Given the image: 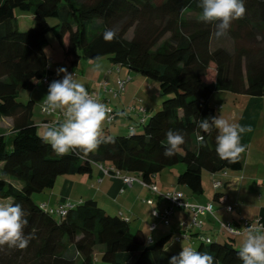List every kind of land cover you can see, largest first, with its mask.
<instances>
[{"label":"trees","instance_id":"16d2710c","mask_svg":"<svg viewBox=\"0 0 264 264\" xmlns=\"http://www.w3.org/2000/svg\"><path fill=\"white\" fill-rule=\"evenodd\" d=\"M198 5L199 0H0V121H12L10 133L0 132V199L23 206L25 233L34 237L23 250L0 248V264H169L179 255L181 249H170V237L149 241L130 220L109 214L94 199L60 216L33 195L52 190L62 177L91 175L94 166L157 186L166 169L183 165L177 184L197 196L203 194V172L243 170L241 154L234 162L221 159L217 130L205 133L198 123L216 116L209 103L217 92L264 98V0H245V16L228 31L232 50L213 49L215 27L200 20ZM27 14L34 26L20 31L18 18ZM50 19L61 22L52 27ZM54 29L72 67L107 57L119 69L156 81L165 98L162 110L127 132L109 133L102 138L108 142L88 156L78 150L56 154L33 120V99L19 101L22 91L42 87L48 76L45 48ZM106 29L117 30L118 38L105 41ZM170 129L180 131L185 143L168 158L163 153ZM233 238L200 240L193 249L212 255L215 264H242Z\"/></svg>","mask_w":264,"mask_h":264},{"label":"crops","instance_id":"0c3cea01","mask_svg":"<svg viewBox=\"0 0 264 264\" xmlns=\"http://www.w3.org/2000/svg\"><path fill=\"white\" fill-rule=\"evenodd\" d=\"M50 65L49 62L48 76L51 77L58 75L57 69L61 67L67 68L69 73L72 71L78 72L80 68V63L77 67H72L71 65L68 67L64 63L59 64L57 67ZM87 66L88 69L86 68L80 74L79 70V77L76 76V80L83 83L88 92L98 96L101 103L104 104H106V99L110 98V95L104 93L100 88V82L105 80L109 83L110 87L115 88L117 78L129 79L125 92L120 98L111 100L110 102L111 107L115 111V106L119 109L118 112L116 111L119 114V118L116 121L117 130H110L109 133H124L128 131V128L140 123L143 118L141 115L137 113H133L130 116L127 115V108L129 106L141 103L147 110L146 115H151L160 106L155 103L154 97L156 93L155 95L151 93L154 85L148 81L149 79H142L141 77L137 79L136 75H131L132 73L128 72V69H119L113 64L112 68L107 69L104 73L97 70V74L93 76L94 72L92 70L94 69H91L90 64ZM58 76L59 78H63L62 73ZM132 80L133 83H130ZM43 99H40L39 103L41 102L42 104ZM33 101L36 106V99H33ZM113 103L115 104L114 106H112ZM263 111L264 98L236 95L233 102V117L237 120L239 115L240 120L237 124L246 126L251 130L241 136V143L245 146V151L243 152V170L239 172L229 171L227 177L223 178L224 186L219 191L214 189L213 175L208 172L209 175H207L206 181L203 176V194L199 196L194 195L189 188L184 186L171 185L170 188L169 186L167 187L160 181L162 176L155 179L161 191H181L185 195V200L190 204L206 205L212 203L214 205V216L210 214L200 216V220L203 222L202 227H197L193 224V215L188 210H177L170 219L169 226H166L160 218H156L153 214L155 208L162 210L166 207V203L158 197H153L147 188H143L137 184L133 187L125 185L123 178L134 175L126 173L118 174L117 171H112L111 167H106L108 169L106 173L100 166H94L91 175L60 178L56 186L48 191L49 193L46 194L47 197L42 200L41 205H46L52 210H58L62 206L69 204L75 206L88 199H94L99 203L101 199L105 201V207H107L105 210L108 213L112 214L111 210L116 211V215H122L130 220L133 229L143 230L149 241H157L170 237V243L173 240H176V242L184 241L185 246L192 248H196V245L200 243L201 237L211 239L214 236L217 239H224L226 236H229L219 227L216 222V216L225 219L226 223L235 227H242L244 221H255L256 219H261L264 224V194L258 197L260 191L264 192V139L259 143L255 135V129L258 127V121L255 117L263 115ZM40 114L43 116L40 121L41 123H36L34 118L33 120L38 126L39 131L41 128L45 131L43 123L53 120V117L44 115L41 108ZM217 193H220L222 199H216ZM151 198L155 201V204L152 206L147 203V200ZM230 206L235 208L234 212L228 211V207ZM154 224L156 225V229L151 231L150 227ZM185 234L190 236V241L182 238ZM172 244H169L170 248H172ZM180 249L182 250V247Z\"/></svg>","mask_w":264,"mask_h":264},{"label":"clouds","instance_id":"9594fccd","mask_svg":"<svg viewBox=\"0 0 264 264\" xmlns=\"http://www.w3.org/2000/svg\"><path fill=\"white\" fill-rule=\"evenodd\" d=\"M202 11L200 20L213 24L217 38L227 35L233 21L242 19L246 14L245 0H199ZM118 38L115 29H106L105 41ZM100 67L99 64L96 65ZM62 79L52 81L43 99V111L51 114L61 111L64 120L58 126L45 125L41 137L58 155H66L78 150L83 156L94 152L100 144L108 142L102 139V128L112 109L94 99L85 85L78 82L67 68L57 69ZM35 82V78H34ZM198 127L205 133L215 128L216 153L223 160L234 162L245 151L241 136L251 129L236 123H230L222 116L201 119ZM203 140V136L199 137ZM165 157H173L185 143L180 131L168 130L166 133ZM211 207V205L209 206ZM27 212L20 203H0V248L26 249L34 238L26 234L29 224ZM244 239L238 251L242 264H264V226L250 224L243 233ZM169 264H215L214 257L207 252H200L189 246H182L179 255L172 256Z\"/></svg>","mask_w":264,"mask_h":264},{"label":"rangeland","instance_id":"374dc122","mask_svg":"<svg viewBox=\"0 0 264 264\" xmlns=\"http://www.w3.org/2000/svg\"><path fill=\"white\" fill-rule=\"evenodd\" d=\"M19 29L20 31H26L31 29L34 26V19L33 16L27 14V15H21L19 16ZM61 22V20L58 19H50L49 20V24L52 27H55L56 25H58ZM58 30L54 29L52 30L48 36H47V40H48V45L45 48L46 54L50 59V66H59V64L64 63L66 64L68 67H70V63L67 61V59L65 58V54H64V50L63 48L59 45L56 35H57ZM234 46V42L233 40L229 37L228 33L227 35L217 38L214 35L213 38V42H212V47L213 49L216 48H226L229 50H232ZM91 65V69L93 73V76L95 74H97V70L98 72L104 73L107 69L112 68V63L110 61L109 58L105 57L96 61H91V60H86V59H82L80 61V72H84L83 70H85L88 66L87 65ZM99 64L100 67L97 68L96 65ZM88 69V68H87ZM76 72V71H75ZM77 73V76L79 77V74ZM128 72L132 73L131 75H136L137 79H139L140 77L143 79L145 78L144 76L135 73L133 71L128 70ZM84 75V74H83ZM55 77H59L58 75H54ZM82 77V76H81ZM62 79V78H60ZM148 79V78H146ZM134 80V79H133ZM133 80L130 83H133ZM150 83H152V85H154V89L152 88V94L156 96L154 97L155 103L159 104L160 106L158 107V109H156L154 111L153 114H156L158 111L162 110V103L164 101V97L161 95L160 93V89H159V84L156 81L153 80H148ZM102 82V81H101ZM100 82V83H101ZM129 83V84H130ZM128 84V85H129ZM131 85V84H130ZM128 88V86H127ZM150 91V90H149ZM48 92V87H38L36 88L33 92H28V91H22L20 96H19V101L23 102L24 104H27L31 99H36V106L34 109V120L36 121V123H39L43 116L40 114V108L42 109L43 103L41 104V102L39 103L40 99L45 98L46 94ZM149 95V93H148ZM153 96V95H152ZM236 95L229 93V92H217L215 93L211 100H210V106L211 108H213L216 112V116H222L224 119H226L227 121H229L230 123H239L240 120V116L238 115L237 120L234 119L233 117V102L235 101ZM115 104L113 103L112 106H114ZM111 106V105H110ZM116 111L118 112V108L115 106ZM263 115L260 116H256L255 119L258 121V127L257 129H255V135H256V140L260 141L264 139V111L262 113ZM63 122V120L61 121V123ZM41 123V122H40ZM117 126V122L114 123H108V121L106 120L103 128H102V138H104L105 136H107L110 132V130L115 131L117 130L116 127ZM11 128H12V121L10 119H3L2 121H0V132L4 133V134H8L11 132ZM40 134H43L44 131L41 128L40 129ZM7 142H10V138L7 136ZM241 156L243 158V152L241 153ZM184 171V167L183 165H179L170 169H166L160 176H162V179L160 181H162L163 184H165L167 187L171 185H178L177 184V178L178 176ZM207 175H209L207 172H203V176L205 178V181L207 179ZM164 176V177H163ZM161 178V177H160ZM211 184V183H210ZM19 186V184H17ZM96 188V187H95ZM186 191V189H184ZM49 193L48 191L44 192V193H38L33 195V200L37 203V204H42V200H44L47 196L46 194ZM86 193V192H84ZM93 193H95V191H93ZM191 193V192H189ZM264 194V192L262 193V191H260L258 193V197L262 196ZM99 204L103 209H107V207H105V201H102L101 199L99 200ZM0 203H9L8 200H3L0 199ZM48 210L50 211L51 209L49 207H47ZM112 214L111 215H116V211H110ZM110 214V213H109ZM216 222L218 223L219 227H221V223H225L226 224V220L225 219H221L218 216ZM231 238L230 236H226V238H221V239H217L216 237L212 236V240L213 241H220L221 243H225V242H231ZM234 244L235 247L237 249H240V247L242 246L243 243V239L244 237L240 236V237H234ZM171 243H173L171 245L172 250H178L180 249L183 245L185 246V242H176V240H173ZM169 243V244H171ZM199 245V243H198ZM196 245V246H198Z\"/></svg>","mask_w":264,"mask_h":264},{"label":"built area","instance_id":"2783aa9c","mask_svg":"<svg viewBox=\"0 0 264 264\" xmlns=\"http://www.w3.org/2000/svg\"><path fill=\"white\" fill-rule=\"evenodd\" d=\"M71 73L75 74L74 78L76 79L77 73L75 71H72ZM60 79L59 77H51L47 76L45 77L42 82L41 86L43 87H48L49 84L54 81ZM129 79H122V78H117L116 79V87H110L109 83L107 81H102L100 83V88L104 91V93H107L110 95V98L106 99V105H108L112 111L109 114V119L107 120L108 123H114L118 120L119 114L110 106L111 100H116L120 98V96L125 92V87ZM94 99L97 101L101 102L99 97L96 95H93L92 93H89ZM42 113L48 117H53V120L49 123H44L43 126L51 125V126H58L61 121L64 119L63 113L61 111H56L54 113H47L43 111V106H42ZM133 113H137L141 115L143 118L141 119L140 123L145 120V116H147V110L146 108L141 105V103H138L136 105L129 106L127 108V115H133ZM201 140V139H199ZM101 169L106 173L108 172V169L104 168L103 166H100ZM112 171H116L115 169L111 168ZM119 174V172H117ZM228 173L223 172L220 174H215L213 175V187L216 191H219L220 189L223 188V178L227 177ZM123 181L125 185L129 187H133L134 185H140L143 188L149 189L153 197H158L160 198L164 203H166V207L162 210L154 209L153 214L156 218H160L166 226H169L170 224V219L173 217L174 213L177 210H188L192 213L193 215V224L196 225L197 227H202L203 222L200 220V216H204L206 214H210L214 216V205L212 203H208L206 205H199V204H190L188 201L185 200V195L181 191L178 190H168V191H161L158 186L156 185H149L146 184L140 176H130V177H124ZM222 199V198H221ZM148 205H154L155 201L153 198L147 200ZM211 205V207H209ZM73 205L69 204L63 207H60L59 210L57 211L58 215L60 216H65L66 211L65 208H71ZM44 208L48 210L46 205H43ZM229 212H234L235 208L230 206L228 207ZM49 212H53L50 210ZM250 224H255L256 227H261L264 226L263 222L261 219H256L255 221H244L242 224V227H235L231 224L228 223H221V229L224 233L228 234L229 236L237 237V236H244L243 233L245 232L246 227H248ZM151 231H154L156 229V225H152L150 227ZM186 241H190V236L188 235H183L182 237ZM179 240V239H178ZM200 240L206 243H210L209 238L201 237Z\"/></svg>","mask_w":264,"mask_h":264}]
</instances>
